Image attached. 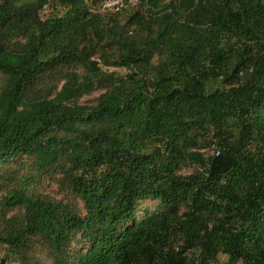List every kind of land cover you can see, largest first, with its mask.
Here are the masks:
<instances>
[{
  "label": "trees",
  "instance_id": "1",
  "mask_svg": "<svg viewBox=\"0 0 264 264\" xmlns=\"http://www.w3.org/2000/svg\"><path fill=\"white\" fill-rule=\"evenodd\" d=\"M103 2L0 0V264H264V0Z\"/></svg>",
  "mask_w": 264,
  "mask_h": 264
},
{
  "label": "rangeland",
  "instance_id": "2",
  "mask_svg": "<svg viewBox=\"0 0 264 264\" xmlns=\"http://www.w3.org/2000/svg\"><path fill=\"white\" fill-rule=\"evenodd\" d=\"M98 93H95V94H92L91 96L89 97H85L84 99H82L81 103H84L86 102L87 100L89 99H92V97H95L97 96ZM55 186L54 185H50L49 186V189H47L48 192L52 193V191L54 190ZM156 208V202L154 201H145V202H142L139 206V211H138V216L141 215V213L144 211V210H149V211H153L154 209ZM223 260V259H222Z\"/></svg>",
  "mask_w": 264,
  "mask_h": 264
},
{
  "label": "built area",
  "instance_id": "3",
  "mask_svg": "<svg viewBox=\"0 0 264 264\" xmlns=\"http://www.w3.org/2000/svg\"><path fill=\"white\" fill-rule=\"evenodd\" d=\"M132 3H136L137 0H131ZM125 0H104L102 8L104 10L119 11L123 8Z\"/></svg>",
  "mask_w": 264,
  "mask_h": 264
}]
</instances>
